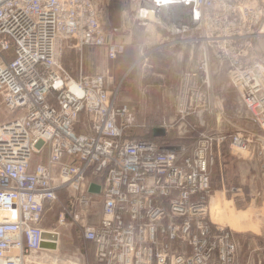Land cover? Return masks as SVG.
Masks as SVG:
<instances>
[{"label": "built area", "instance_id": "obj_1", "mask_svg": "<svg viewBox=\"0 0 264 264\" xmlns=\"http://www.w3.org/2000/svg\"><path fill=\"white\" fill-rule=\"evenodd\" d=\"M110 1L0 0V96L13 113L0 123V264H27L32 253L51 251L41 244L54 240L42 233L55 232L42 222L60 192L84 222L94 264H234L236 244L209 217L213 145L226 134L214 140L199 121L180 131L198 134L188 149L129 137L111 78L72 76L62 66L69 41L78 50L102 48L110 60L123 52L124 35L103 26ZM124 1L133 21L151 14L166 42L201 48V67L178 80L180 117L201 112L210 54L228 62L232 85L264 133V64L254 50L264 0ZM229 134L236 148L264 155L263 134ZM97 201L98 222L85 223Z\"/></svg>", "mask_w": 264, "mask_h": 264}, {"label": "rangeland", "instance_id": "obj_2", "mask_svg": "<svg viewBox=\"0 0 264 264\" xmlns=\"http://www.w3.org/2000/svg\"><path fill=\"white\" fill-rule=\"evenodd\" d=\"M132 9L129 2L112 0L103 11L104 29L123 34L127 42L117 58L107 59L104 49L99 47L78 50L74 42L69 41L61 56L63 68L72 76L80 71L83 74L104 73L111 78L115 104L127 112L125 133L129 137L157 140L164 136L172 143L176 137H189L193 143L197 133L182 134L180 131L199 121L204 124L203 128L207 125L214 140L226 134L220 146L216 147L213 141L215 162L210 170L209 217L215 226L227 230L236 244L234 264H264V155L236 148L229 134L264 133L258 126L251 133L236 129L235 126L245 123L243 116L248 110L231 83L228 62L217 61L215 56L207 54V74L202 72L203 80L207 78L202 84L207 95L199 103L198 111L201 112L180 117L178 80L186 68L201 67V48L184 42H166L155 23L133 21ZM127 19L129 28L123 31ZM260 30L262 33L254 43V50L264 64V23ZM12 118L13 113L5 107L0 96V123ZM158 128L165 134H155ZM222 130L223 133H219ZM36 161L34 158L32 163ZM100 213L101 203L97 201L85 223L98 222ZM82 222L74 217L67 194H59L42 222L44 229L57 234V248L33 253L45 255L35 264H94L93 245L82 238Z\"/></svg>", "mask_w": 264, "mask_h": 264}, {"label": "crops", "instance_id": "obj_3", "mask_svg": "<svg viewBox=\"0 0 264 264\" xmlns=\"http://www.w3.org/2000/svg\"><path fill=\"white\" fill-rule=\"evenodd\" d=\"M92 48V47H91ZM248 112L246 111V115L243 116V118L246 120L244 124L242 125H237L235 126L236 129H243L245 130V132H254L256 131V125L254 124V122L249 118L248 116ZM241 119V116L239 117ZM219 133H223V130L222 131H219ZM158 141H160L161 143L163 144H167V145H170V146H176V147H183V148H190L192 146V141L189 139V137H179V138H174L172 141H175V142H170L168 139H166V137L164 136H161L159 138H157ZM59 194H64V192H60Z\"/></svg>", "mask_w": 264, "mask_h": 264}, {"label": "water", "instance_id": "obj_4", "mask_svg": "<svg viewBox=\"0 0 264 264\" xmlns=\"http://www.w3.org/2000/svg\"><path fill=\"white\" fill-rule=\"evenodd\" d=\"M155 134H160V135H164L165 132L163 129L158 128L155 131ZM90 192H99V187L95 184H91L90 188H89ZM42 237L44 239H52L54 240V242L52 243H48V242H42L41 247L45 248V249H50V250H55L57 248V234L56 233H52V232H47V231H43L42 233Z\"/></svg>", "mask_w": 264, "mask_h": 264}, {"label": "bare ground", "instance_id": "obj_5", "mask_svg": "<svg viewBox=\"0 0 264 264\" xmlns=\"http://www.w3.org/2000/svg\"><path fill=\"white\" fill-rule=\"evenodd\" d=\"M147 5H150L149 3H146ZM147 17H150L152 20H153V17H152V15L150 14V15H148ZM151 19H150V21L149 22H151ZM188 19H189V17H188ZM188 19H185V18H181L179 21H178V24L181 26V27H184V26H186V24H187V22H188ZM190 20V19H189ZM148 23V22H147ZM153 30V29H152ZM219 226V225H218ZM219 227H221V226H219ZM36 253V252H35ZM42 253H45L44 251H42ZM40 254V255H38V254H36V255H34L33 253V255H31L29 258H27L28 260H27V264H35L37 261H41V258H43L45 255H43V254ZM40 259V260H39Z\"/></svg>", "mask_w": 264, "mask_h": 264}]
</instances>
